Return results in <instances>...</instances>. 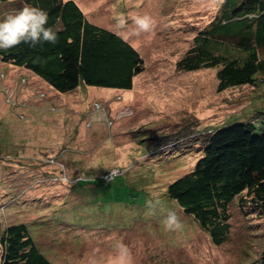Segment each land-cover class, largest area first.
<instances>
[{
    "label": "rangeland",
    "instance_id": "374dc122",
    "mask_svg": "<svg viewBox=\"0 0 264 264\" xmlns=\"http://www.w3.org/2000/svg\"><path fill=\"white\" fill-rule=\"evenodd\" d=\"M220 1L76 0L92 22L121 34L142 53L144 70L130 89L82 82L59 92L30 70L0 61V179L11 195H21L5 217L33 221L34 234L55 264H112L121 244L132 264H247L258 257L264 217L245 218L233 203L230 237L214 244L166 192L168 182L193 168L196 155L151 157L138 140L149 127H170L185 118L207 125L248 105L245 120L264 107V99L247 100L257 87L218 91L219 67H177ZM22 7L23 0H0V18ZM144 15L155 26L136 34L134 18ZM121 18L125 28L118 26ZM48 168L56 172L53 177ZM85 172L117 173L98 184L95 195L88 194L91 185L80 195L74 179ZM156 197L160 205L149 207ZM65 201L73 208L57 207ZM168 211L181 218L176 231L165 228Z\"/></svg>",
    "mask_w": 264,
    "mask_h": 264
},
{
    "label": "trees",
    "instance_id": "16d2710c",
    "mask_svg": "<svg viewBox=\"0 0 264 264\" xmlns=\"http://www.w3.org/2000/svg\"><path fill=\"white\" fill-rule=\"evenodd\" d=\"M25 5L48 13L46 27L57 31L58 41L0 50L3 63L30 70L59 92L76 90L82 82L130 89L144 70L142 53L121 34L92 22L76 0H23ZM191 42L177 61L179 70L219 67L218 91L249 85L257 88L248 102L253 96L264 99V0H221L213 19L197 29ZM248 107L207 125L185 118L174 126L139 132L151 157L196 155L193 168L168 182L166 192L216 245L230 237L233 203L245 218L264 217V107L243 120ZM50 169L46 174L53 177L56 172ZM106 173L78 175L73 190L81 195L91 185L88 194L95 195L98 184L109 183ZM4 183L0 179V264H55L34 234L33 221L8 222L5 213L21 195H11ZM73 205L65 201L57 207ZM247 264H264V246Z\"/></svg>",
    "mask_w": 264,
    "mask_h": 264
},
{
    "label": "clouds",
    "instance_id": "9594fccd",
    "mask_svg": "<svg viewBox=\"0 0 264 264\" xmlns=\"http://www.w3.org/2000/svg\"><path fill=\"white\" fill-rule=\"evenodd\" d=\"M48 13L40 8L25 5L0 20V50L7 51L21 43H29L32 46L43 42L57 43L58 34L48 23ZM155 20L149 16H138L134 18L135 32H149L155 26ZM127 21L121 18L118 26L125 28ZM114 173L111 172V176ZM158 197L154 202H149V207L155 208L160 205ZM166 230L176 231L181 227V218L175 211H168L164 218ZM112 264H132L131 254L124 245H118V254L112 260Z\"/></svg>",
    "mask_w": 264,
    "mask_h": 264
},
{
    "label": "built area",
    "instance_id": "2783aa9c",
    "mask_svg": "<svg viewBox=\"0 0 264 264\" xmlns=\"http://www.w3.org/2000/svg\"><path fill=\"white\" fill-rule=\"evenodd\" d=\"M112 176H113V175H112ZM112 176L110 175L109 172L105 174V177H107V178H111Z\"/></svg>",
    "mask_w": 264,
    "mask_h": 264
}]
</instances>
